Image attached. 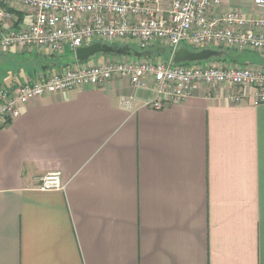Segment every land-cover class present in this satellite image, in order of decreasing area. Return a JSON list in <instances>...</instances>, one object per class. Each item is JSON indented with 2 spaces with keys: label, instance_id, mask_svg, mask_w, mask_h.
Returning <instances> with one entry per match:
<instances>
[{
  "label": "crops",
  "instance_id": "1",
  "mask_svg": "<svg viewBox=\"0 0 264 264\" xmlns=\"http://www.w3.org/2000/svg\"><path fill=\"white\" fill-rule=\"evenodd\" d=\"M231 11L264 17L253 0L212 14ZM225 52L217 61L264 67V54ZM0 54L9 91L77 62L48 48ZM159 100L114 78L32 100L0 128V264H264V102L229 86L149 107ZM51 173L63 189L37 191Z\"/></svg>",
  "mask_w": 264,
  "mask_h": 264
},
{
  "label": "built area",
  "instance_id": "2",
  "mask_svg": "<svg viewBox=\"0 0 264 264\" xmlns=\"http://www.w3.org/2000/svg\"><path fill=\"white\" fill-rule=\"evenodd\" d=\"M221 0H0V49L41 50L53 54L75 53L96 42L124 45L140 51L164 47L175 51L213 49L264 54V17L247 19L236 12L213 16ZM264 12V0H253ZM28 9L31 23L23 26L13 12ZM13 11V12H11ZM114 78H125L134 87L148 89L160 98L148 104L159 110L169 103L194 96L201 86L251 88L256 103L264 102V67L238 66L210 60L175 65L172 55L137 59L69 64L54 74L28 77L14 91L0 88V128L17 119L32 100L100 88ZM234 96L233 101L238 102ZM128 105L127 100H123ZM59 173L38 179L39 192L63 189Z\"/></svg>",
  "mask_w": 264,
  "mask_h": 264
},
{
  "label": "water",
  "instance_id": "3",
  "mask_svg": "<svg viewBox=\"0 0 264 264\" xmlns=\"http://www.w3.org/2000/svg\"><path fill=\"white\" fill-rule=\"evenodd\" d=\"M140 51H132L129 47H117L111 45H104L99 42L90 44L88 46H84L82 48H78L74 55L75 59L78 63H87L91 58L96 57L97 55H113L117 57H134V58H142L150 57V53H145ZM226 52L221 50H213V49H202V50H192L187 48L186 46H179L175 51H168L167 56L172 55V62L175 65L180 64H196L203 63L210 60H218L225 57Z\"/></svg>",
  "mask_w": 264,
  "mask_h": 264
},
{
  "label": "rangeland",
  "instance_id": "4",
  "mask_svg": "<svg viewBox=\"0 0 264 264\" xmlns=\"http://www.w3.org/2000/svg\"><path fill=\"white\" fill-rule=\"evenodd\" d=\"M99 43H101V44H104V45H109V43H107V42H99ZM160 49V50H163L164 51V53H165V58H167L168 56H167V53H168V49L167 48H164V47H158V46H155V47H153L152 49ZM132 51H135L133 48H130ZM228 54L229 55H231V54H233V51H228ZM97 56H99V55H97ZM132 57V56H131ZM7 66L5 65V62H4V60H3V58L1 57V54H0V72L1 71H3L5 68H6Z\"/></svg>",
  "mask_w": 264,
  "mask_h": 264
},
{
  "label": "trees",
  "instance_id": "5",
  "mask_svg": "<svg viewBox=\"0 0 264 264\" xmlns=\"http://www.w3.org/2000/svg\"><path fill=\"white\" fill-rule=\"evenodd\" d=\"M11 12H13V11H11ZM13 13H15V15L17 16V18H18V21L20 22L21 21V16H20V14L19 13H17V12H13ZM149 52H150V57H152V58H165L164 56H165V53H164V51L163 50H160V49H150L149 50ZM217 60V59H216ZM219 60V59H218ZM220 60H223V58L222 59H220Z\"/></svg>",
  "mask_w": 264,
  "mask_h": 264
}]
</instances>
